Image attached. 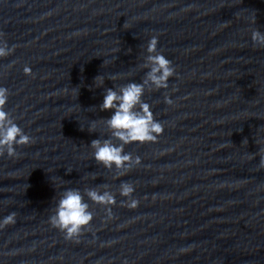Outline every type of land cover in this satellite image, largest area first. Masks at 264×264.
<instances>
[{"label":"water","instance_id":"obj_1","mask_svg":"<svg viewBox=\"0 0 264 264\" xmlns=\"http://www.w3.org/2000/svg\"><path fill=\"white\" fill-rule=\"evenodd\" d=\"M255 29L264 33V0H0V41L13 48L0 57L4 107L35 141L0 155V224L15 213L0 226V264H264ZM153 35L176 71L167 89L143 96L164 130L126 145L141 163L118 175L91 155L109 130L88 125L111 115L99 108L106 88L142 81ZM122 182L131 197L119 194ZM105 186L111 218L85 196L93 219L65 240L48 219L60 193Z\"/></svg>","mask_w":264,"mask_h":264},{"label":"clouds","instance_id":"obj_2","mask_svg":"<svg viewBox=\"0 0 264 264\" xmlns=\"http://www.w3.org/2000/svg\"><path fill=\"white\" fill-rule=\"evenodd\" d=\"M254 44L264 47V33L255 29L251 34ZM158 36L153 35L147 42L144 67L147 71L140 83L129 82L119 88H106L103 101L99 105L101 111H110L111 115L102 121H91L88 125L89 132H95L97 125L103 124L110 132V138L93 139L90 143L92 158L97 164L105 169L115 168L118 175H124L133 166L141 163L140 157L133 158L130 153L124 151L126 145L133 143L143 144L145 142H156L163 132V125L154 118L151 105L143 96L146 89L156 91L167 89L169 79L176 75L172 62L157 50ZM13 48H9L4 41H0V57L11 54ZM105 63V62H104ZM25 73L30 68L25 66ZM110 79L116 77L110 76ZM104 76L95 77L96 87H102ZM8 89L0 87V155L15 157L19 155L16 148L20 145L34 143V138L24 132L16 123L15 118L5 111V104L8 100ZM166 104H172L169 96L164 97ZM113 141H119L114 143ZM134 188L128 182H122L119 186V194L129 198ZM85 196L93 203L105 207L108 218H111V205L115 203L114 194L105 186V190L97 191L95 188L86 189L83 194L80 189H64L58 200L52 215L49 216V223L52 227L59 229L65 240H78L83 230L93 219V213L89 210V204ZM136 199L121 201L122 205L134 208L137 206ZM15 213H10L0 224L15 223Z\"/></svg>","mask_w":264,"mask_h":264}]
</instances>
